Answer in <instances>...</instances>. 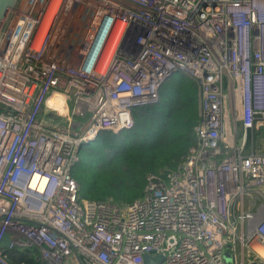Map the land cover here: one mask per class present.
<instances>
[{
	"label": "built area",
	"instance_id": "built-area-1",
	"mask_svg": "<svg viewBox=\"0 0 264 264\" xmlns=\"http://www.w3.org/2000/svg\"><path fill=\"white\" fill-rule=\"evenodd\" d=\"M75 16L93 24L72 56ZM176 71L197 82V145L129 204L80 198L82 149L132 127ZM259 136L264 0H17L0 27V264L15 248L42 264H264Z\"/></svg>",
	"mask_w": 264,
	"mask_h": 264
},
{
	"label": "trees",
	"instance_id": "trees-1",
	"mask_svg": "<svg viewBox=\"0 0 264 264\" xmlns=\"http://www.w3.org/2000/svg\"><path fill=\"white\" fill-rule=\"evenodd\" d=\"M134 124L118 133L103 131L87 144L72 174L82 199L129 204L143 195L150 174L165 175L197 145L200 121L194 78L174 72L163 84L159 100L133 110ZM12 264H42L35 248L8 251Z\"/></svg>",
	"mask_w": 264,
	"mask_h": 264
},
{
	"label": "rangeland",
	"instance_id": "rangeland-1",
	"mask_svg": "<svg viewBox=\"0 0 264 264\" xmlns=\"http://www.w3.org/2000/svg\"><path fill=\"white\" fill-rule=\"evenodd\" d=\"M76 18H77V16H75V18L73 20L74 28L68 33V35L66 37L65 49H66V52L70 51L72 56H75L79 53L80 48L82 47V43H83V40L85 38V35H86V33L90 27V24H91L89 19H85L83 24H82L81 19L76 20ZM45 111H46V114L52 115V112H50L48 110H45ZM256 143H257V145H259L256 148V151L264 152V148H263L264 137H260V136L256 137ZM254 200L259 203L260 202V196L255 195L251 198H246V200H245L246 205L249 206L250 204H253ZM223 256L227 262L233 261V254L230 250L226 249L223 253Z\"/></svg>",
	"mask_w": 264,
	"mask_h": 264
},
{
	"label": "water",
	"instance_id": "water-1",
	"mask_svg": "<svg viewBox=\"0 0 264 264\" xmlns=\"http://www.w3.org/2000/svg\"><path fill=\"white\" fill-rule=\"evenodd\" d=\"M16 2H17V0H0V27H1L2 21L4 20L5 16L7 15L8 11L15 6ZM92 24H93V21L91 22L90 27H89L86 35H85V38H84L83 43H82V48L84 47V45L87 41V38L90 34ZM10 239H11V235L9 233H6L3 236L1 245L2 246L9 245ZM145 260H146L147 264H158V262L161 261V257L160 256H156V257L146 256Z\"/></svg>",
	"mask_w": 264,
	"mask_h": 264
},
{
	"label": "bare ground",
	"instance_id": "bare-ground-1",
	"mask_svg": "<svg viewBox=\"0 0 264 264\" xmlns=\"http://www.w3.org/2000/svg\"><path fill=\"white\" fill-rule=\"evenodd\" d=\"M98 44V42H97ZM65 96L60 93H54L48 100L49 106H56L61 113H66L67 109L64 105Z\"/></svg>",
	"mask_w": 264,
	"mask_h": 264
},
{
	"label": "crops",
	"instance_id": "crops-1",
	"mask_svg": "<svg viewBox=\"0 0 264 264\" xmlns=\"http://www.w3.org/2000/svg\"><path fill=\"white\" fill-rule=\"evenodd\" d=\"M52 96H53V95H52ZM52 96H51V97H52Z\"/></svg>",
	"mask_w": 264,
	"mask_h": 264
}]
</instances>
